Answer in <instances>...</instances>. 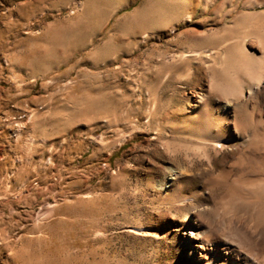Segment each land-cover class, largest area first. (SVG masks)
Instances as JSON below:
<instances>
[{
  "label": "rangeland",
  "instance_id": "obj_1",
  "mask_svg": "<svg viewBox=\"0 0 264 264\" xmlns=\"http://www.w3.org/2000/svg\"><path fill=\"white\" fill-rule=\"evenodd\" d=\"M229 262L264 264V0H0V264Z\"/></svg>",
  "mask_w": 264,
  "mask_h": 264
},
{
  "label": "bare ground",
  "instance_id": "obj_2",
  "mask_svg": "<svg viewBox=\"0 0 264 264\" xmlns=\"http://www.w3.org/2000/svg\"><path fill=\"white\" fill-rule=\"evenodd\" d=\"M184 19H186V20H188L189 19V14L188 13H186L185 15H184V17H183ZM186 53V52H185ZM200 52H197V51H194V53H193V55H198ZM192 54V53H191ZM190 55V54H189ZM226 109V108H225ZM218 144H220L219 142V140H217L216 141ZM193 212V211H192ZM195 214V213H194ZM192 237H195L196 238V236H192ZM199 242H201V240H199ZM224 249H228V248H224ZM231 251V253H233L234 255L236 254L237 255V253L235 252V250H230ZM239 263V262H238ZM229 264H233V263H231V262H229Z\"/></svg>",
  "mask_w": 264,
  "mask_h": 264
}]
</instances>
